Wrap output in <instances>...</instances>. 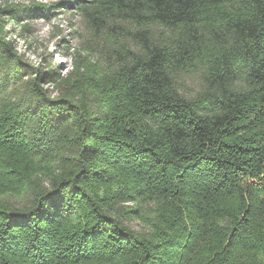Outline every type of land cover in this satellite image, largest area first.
I'll return each mask as SVG.
<instances>
[{"label":"trees","instance_id":"trees-1","mask_svg":"<svg viewBox=\"0 0 264 264\" xmlns=\"http://www.w3.org/2000/svg\"><path fill=\"white\" fill-rule=\"evenodd\" d=\"M70 1L136 50L63 76L0 9V264H264V0Z\"/></svg>","mask_w":264,"mask_h":264},{"label":"rangeland","instance_id":"rangeland-1","mask_svg":"<svg viewBox=\"0 0 264 264\" xmlns=\"http://www.w3.org/2000/svg\"><path fill=\"white\" fill-rule=\"evenodd\" d=\"M64 1L0 0V9L9 6L10 8L22 7L25 11H29L37 4L58 6V9L54 10L56 15L50 19L25 17L19 23L11 19L10 22L8 21L10 38L15 42L19 52L32 64L39 67L50 63L53 67L61 69L59 72L65 76L73 70L74 62L80 57L82 60L87 59L95 63L105 59L111 61L108 49L111 54L114 50H136V44L129 34V30H132L130 26H124L125 29H115L113 24L109 23L108 29H99L94 23L89 22L85 14L77 11L76 5L69 8L60 7ZM89 1L86 0V6H91L87 3ZM60 38L65 39L67 43L63 44ZM111 40L115 44L113 48L108 45ZM66 48H69V51ZM186 86L189 94L199 90L197 79L187 80Z\"/></svg>","mask_w":264,"mask_h":264}]
</instances>
